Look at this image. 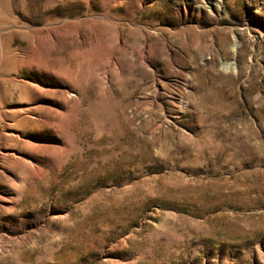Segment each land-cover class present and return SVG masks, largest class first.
Here are the masks:
<instances>
[{
  "label": "rangeland",
  "instance_id": "obj_1",
  "mask_svg": "<svg viewBox=\"0 0 264 264\" xmlns=\"http://www.w3.org/2000/svg\"><path fill=\"white\" fill-rule=\"evenodd\" d=\"M0 196V264H264V0H0Z\"/></svg>",
  "mask_w": 264,
  "mask_h": 264
},
{
  "label": "bare ground",
  "instance_id": "obj_2",
  "mask_svg": "<svg viewBox=\"0 0 264 264\" xmlns=\"http://www.w3.org/2000/svg\"><path fill=\"white\" fill-rule=\"evenodd\" d=\"M26 145H28L29 147H31L32 150H34V151H36V150L38 151L39 148H40V146H41V145H37V144H33V143H27ZM10 158L16 164H18L19 162H21V160L19 158L14 157L13 154H11ZM22 162L27 167V169L29 171H32V169H34L36 171L37 168L36 167H33L34 166L33 164H31L29 162H26L24 160H22ZM11 200H12V197H10V196H0V204L3 203V202L11 201Z\"/></svg>",
  "mask_w": 264,
  "mask_h": 264
}]
</instances>
